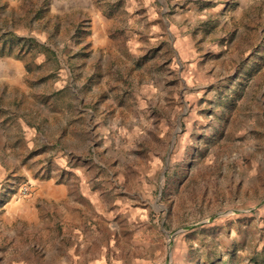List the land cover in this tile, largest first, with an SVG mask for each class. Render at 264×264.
<instances>
[{
  "label": "rangeland",
  "instance_id": "1",
  "mask_svg": "<svg viewBox=\"0 0 264 264\" xmlns=\"http://www.w3.org/2000/svg\"><path fill=\"white\" fill-rule=\"evenodd\" d=\"M0 15V264H264V0Z\"/></svg>",
  "mask_w": 264,
  "mask_h": 264
},
{
  "label": "built area",
  "instance_id": "2",
  "mask_svg": "<svg viewBox=\"0 0 264 264\" xmlns=\"http://www.w3.org/2000/svg\"><path fill=\"white\" fill-rule=\"evenodd\" d=\"M28 192H29V189H28V187H27L26 185L21 186V188H20V193H21L22 195H27Z\"/></svg>",
  "mask_w": 264,
  "mask_h": 264
},
{
  "label": "crops",
  "instance_id": "3",
  "mask_svg": "<svg viewBox=\"0 0 264 264\" xmlns=\"http://www.w3.org/2000/svg\"><path fill=\"white\" fill-rule=\"evenodd\" d=\"M1 6H2V4H1ZM9 32H12V31L10 29H2L0 31V41H2V34L9 33Z\"/></svg>",
  "mask_w": 264,
  "mask_h": 264
}]
</instances>
